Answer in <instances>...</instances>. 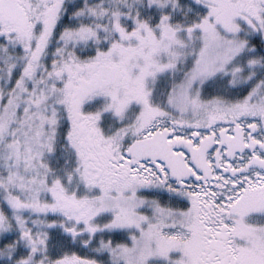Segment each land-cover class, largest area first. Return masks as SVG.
Listing matches in <instances>:
<instances>
[{"label": "snow or ice", "instance_id": "6c2138e0", "mask_svg": "<svg viewBox=\"0 0 264 264\" xmlns=\"http://www.w3.org/2000/svg\"><path fill=\"white\" fill-rule=\"evenodd\" d=\"M0 264H264V0H0Z\"/></svg>", "mask_w": 264, "mask_h": 264}]
</instances>
